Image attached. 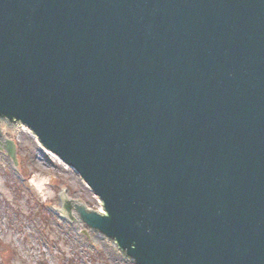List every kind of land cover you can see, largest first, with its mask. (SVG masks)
Segmentation results:
<instances>
[{
    "label": "water",
    "instance_id": "1",
    "mask_svg": "<svg viewBox=\"0 0 264 264\" xmlns=\"http://www.w3.org/2000/svg\"><path fill=\"white\" fill-rule=\"evenodd\" d=\"M1 120L79 172L103 211L63 187L57 212L135 264H264V0H0Z\"/></svg>",
    "mask_w": 264,
    "mask_h": 264
},
{
    "label": "rangeland",
    "instance_id": "2",
    "mask_svg": "<svg viewBox=\"0 0 264 264\" xmlns=\"http://www.w3.org/2000/svg\"><path fill=\"white\" fill-rule=\"evenodd\" d=\"M5 125L15 129L9 138L19 163L0 149V264H135L114 241L57 212L63 187L65 196L89 207L103 204L76 170L55 160L27 130L1 120L0 129Z\"/></svg>",
    "mask_w": 264,
    "mask_h": 264
},
{
    "label": "bare ground",
    "instance_id": "3",
    "mask_svg": "<svg viewBox=\"0 0 264 264\" xmlns=\"http://www.w3.org/2000/svg\"><path fill=\"white\" fill-rule=\"evenodd\" d=\"M3 130H5L4 131V135H3V137H2V142H5V140L7 139V138H9V133H11L12 131H14L15 132V129H10V128H8L6 125H5V127L3 128ZM22 130H27L28 132H29V130H28V128L27 127H22V128H20V131H22ZM19 131V130H18ZM7 132V133H6ZM30 133V132H29ZM31 134V133H30ZM32 135V137H36L34 134H31ZM36 140H37V138H35ZM37 143H39L38 141H37ZM52 156L55 158V160H59L60 162L62 161L60 158H59V156L57 155V154H53L52 153ZM37 184H38V186L40 187V188H42V186H43V184L44 183H42V182H40V181H38L37 182ZM101 211H103V208H101L100 209Z\"/></svg>",
    "mask_w": 264,
    "mask_h": 264
}]
</instances>
